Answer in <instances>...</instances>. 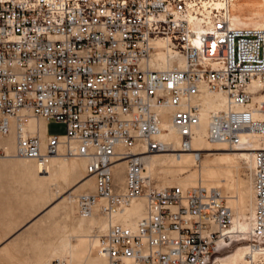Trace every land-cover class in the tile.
<instances>
[{
	"label": "built area",
	"instance_id": "1",
	"mask_svg": "<svg viewBox=\"0 0 264 264\" xmlns=\"http://www.w3.org/2000/svg\"><path fill=\"white\" fill-rule=\"evenodd\" d=\"M232 1L0 0V138L14 136L19 158L45 163L64 150L86 159L95 190L79 194L77 208L90 215L104 200L99 211L109 225L92 237L110 264H218L213 256L232 222L219 190L157 188L143 177V155L168 149L158 138L162 108L172 110L180 150L191 149L201 89L226 97L209 113L207 141L250 146L241 134L261 137L245 264H264V28L232 26ZM160 52L169 67L153 65ZM31 117L64 132L31 134ZM119 160L122 190L112 169ZM139 198L143 213L133 226L112 222Z\"/></svg>",
	"mask_w": 264,
	"mask_h": 264
},
{
	"label": "bare ground",
	"instance_id": "2",
	"mask_svg": "<svg viewBox=\"0 0 264 264\" xmlns=\"http://www.w3.org/2000/svg\"><path fill=\"white\" fill-rule=\"evenodd\" d=\"M233 2V1H232ZM230 23L234 27H249L236 25L232 16V3L229 8ZM255 28H264V21L257 26H250ZM153 65L156 67H169V59L163 52L158 53L152 58ZM183 61L178 60V66H183ZM200 101L201 114L200 123L194 129V137L191 142V149L187 151L180 150V138L177 132L171 126L170 114L171 108H162L161 111L166 113L162 122L164 129L158 138L168 145V149L159 153L144 154L143 160V177L150 186V178L153 174L160 171L161 173H171L174 179L169 182L165 181L157 188H164L168 186L179 185L183 188L194 186L196 184H203L207 187L216 188L221 195L223 191H229L231 194L224 198L227 200V207L240 208L241 204L246 200L249 203L250 188L245 186L240 178H234L233 173L238 169V164L235 162V155L240 157L250 158V170L252 169V154L253 150L261 147V137L255 134H241L239 136L240 143H250V146L236 144L229 146L225 143H211L205 139L206 128L208 124L209 113L215 110L222 109L226 103V97L221 92H208L201 89ZM36 130L41 138L46 132V124L44 120H36L31 117L27 131L34 134ZM0 148L4 151V156L9 154L12 156L7 162H0V175L4 174L3 170L12 169L25 178H32L31 194L24 197L23 201L31 204V209L47 198L55 190V194L66 193L70 189L73 190L64 197L60 206L62 207V214L66 219H75L74 224L66 226L65 229L52 241L48 242L46 246L34 241V236L31 235V264H52V260H63L66 264H110L107 258L99 253L97 250V240L89 234L91 228L94 226L98 229L94 231L104 232L109 225V221L100 213L99 206L103 203L101 199L97 205L93 207L90 215H83L79 213L80 217L74 218L73 206L77 208L76 198L83 192H93L95 190L94 177L86 173V159L75 156H65L64 150L57 155H51L47 158V163L44 170L40 172L36 168V163L43 164L34 159H25L14 156V136L12 134L0 138ZM217 150L221 151L213 159H206L202 162L200 172L191 170L190 167L198 159L201 152ZM10 156V157H11ZM113 178H117L120 190L124 187L125 181V161L119 160L113 164ZM189 172L184 177H179V173ZM15 173V172H14ZM200 174V175H199ZM9 175V174H8ZM171 175V176H172ZM9 178V177H8ZM22 179V178H21ZM174 180V181H173ZM115 181V180H114ZM173 184V185H174ZM77 185V186H76ZM57 187L59 189H57ZM94 188V189H93ZM220 188V189H219ZM86 189H93L92 191H83ZM80 192L76 195L75 200L72 199V192ZM247 206V205H246ZM144 208V199L139 198L132 201L130 206L124 209L123 212L116 214L112 218V222L124 223L133 226L136 220L142 215ZM245 209V208H244ZM78 210V208H77ZM243 210V209H242ZM231 211V209H230ZM232 213V211H231ZM102 219H96V216ZM252 209L250 212L249 221L241 220L238 217L232 216V222L229 228L224 232L228 234H251ZM243 218V217H242ZM100 230V231H99ZM103 230V231H102ZM37 234L47 233V229L39 228ZM49 231V230H48ZM93 231V232H94ZM74 238V241L72 240ZM223 237L220 238L219 243L223 242ZM241 239H244L242 237ZM34 241V242H33ZM93 250L95 251L93 253ZM247 245L238 247L235 251L222 259V264H245L246 262ZM6 256H11L8 252ZM127 264L129 260L125 261ZM221 264V263H220Z\"/></svg>",
	"mask_w": 264,
	"mask_h": 264
},
{
	"label": "rangeland",
	"instance_id": "3",
	"mask_svg": "<svg viewBox=\"0 0 264 264\" xmlns=\"http://www.w3.org/2000/svg\"><path fill=\"white\" fill-rule=\"evenodd\" d=\"M232 16L236 22L240 23V26H254V24L259 23L264 19V1L233 0ZM46 130L51 134H61L64 132V126L54 121H50L46 126ZM219 152L221 151L212 150L201 152L198 159L195 161V163L192 164L190 169L200 172L202 162L206 159H213ZM10 156V154L8 156L0 154V162L9 161L10 158H12V156ZM249 161L250 158L248 157H240L238 155H235V162L238 164V169L234 171L233 176L234 178H240L243 181L244 185L250 188L251 170ZM36 164V168L40 172H42V170H44V166L47 163ZM3 172L4 174L0 175V219H9L11 221H15V219L20 216H29L31 214V222L24 226L21 231L12 235L7 242L0 244V264H31V235L34 236V241L42 244L43 246H46V244L55 239L65 229L66 226H71L74 224L75 219L73 220L64 218L62 214V207L60 206L64 197L67 196L73 190V188L66 193L59 192L58 194H55L54 190L53 193H51L47 198L41 200L40 202H37L34 208L31 209V204L28 202H24L23 198L31 194V192L28 193L24 191L30 189V182L32 181V178L29 179L21 177L15 170L14 173L12 169H5L3 170ZM188 173L189 172L179 173L178 176L184 177ZM171 175V173L163 174L158 171L150 178L151 186L161 187L160 185L163 182H169L170 180L174 179L175 176ZM114 180L115 183L120 186L117 178L114 177ZM57 189L59 188L57 187ZM93 189H86L83 191H92ZM83 191L72 192V199L75 200L76 195ZM222 193L224 197H226L227 194H231L229 191H223ZM248 199L249 203H251L250 205H248V202L246 203V200H244L240 208H230L233 218L239 216V219H245L246 221H249L248 218L250 217V212L252 209L251 191L249 193ZM224 200L227 204L226 198H224ZM78 214L79 212L74 205V218L80 217V215ZM99 216L100 217L96 216L97 220H100V218L102 219L101 214H99ZM44 227L47 229V233H45V235L37 234V230ZM4 228H9L11 230L14 229L15 226H0V230ZM95 229H97L95 226L91 228V232H89V234L92 235ZM242 237H244V239H241ZM72 240L74 241V238H72ZM250 240L251 234L248 235V233L245 235H231L229 233H226V235H224V241L219 243L217 251L214 253L213 257L215 263L222 264V259L224 257L235 251L238 247L248 245ZM8 252L11 253L10 257L6 256ZM94 252L95 251L93 250V253ZM52 261L53 260L51 258V263Z\"/></svg>",
	"mask_w": 264,
	"mask_h": 264
},
{
	"label": "crops",
	"instance_id": "4",
	"mask_svg": "<svg viewBox=\"0 0 264 264\" xmlns=\"http://www.w3.org/2000/svg\"><path fill=\"white\" fill-rule=\"evenodd\" d=\"M233 21L236 25H240V23L236 22L234 19H233ZM262 21H264V19ZM261 22L254 24V26L259 25ZM48 123H49V121H45L46 126ZM24 192H28V193L31 192V187L29 190H25ZM29 222H31V214L29 216H20L17 219H15V221H11L9 219H0V226H15V228L11 229V230L9 228H4V229L0 230V244L7 242L8 239L12 235L21 231L23 229V227L26 226ZM30 226H31V224H30Z\"/></svg>",
	"mask_w": 264,
	"mask_h": 264
}]
</instances>
